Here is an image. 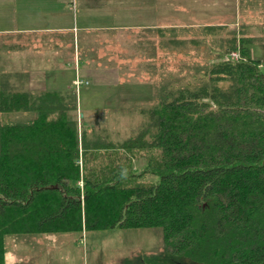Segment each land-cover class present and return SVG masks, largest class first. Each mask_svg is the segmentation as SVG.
Returning <instances> with one entry per match:
<instances>
[{"label":"trees","instance_id":"1","mask_svg":"<svg viewBox=\"0 0 264 264\" xmlns=\"http://www.w3.org/2000/svg\"><path fill=\"white\" fill-rule=\"evenodd\" d=\"M254 40L233 35L225 51L166 78L137 129L115 142L89 134L76 93L0 85V111L34 113L0 123V264L7 235L116 226L163 230L162 251L127 264H264V70ZM235 49L238 59L225 57ZM136 160H145L139 173Z\"/></svg>","mask_w":264,"mask_h":264},{"label":"rangeland","instance_id":"2","mask_svg":"<svg viewBox=\"0 0 264 264\" xmlns=\"http://www.w3.org/2000/svg\"><path fill=\"white\" fill-rule=\"evenodd\" d=\"M220 23L225 25H220L219 30H212L213 32L204 27H177V36L181 42L174 41L176 32L161 30L166 28L144 30L143 35H139L136 29L124 31L120 42H113L112 59L110 57L104 63H98L95 59L90 62L86 60L81 65L82 69H92L90 73L94 82L91 77L86 78L84 72L78 73L83 79V84L78 89L75 85L77 106H81V110H77L79 121H82L83 116L89 134L93 136L98 133L105 137L104 141L110 139L115 142L126 138L137 129L147 114L141 108L157 101V85L166 78L170 80L185 75L191 71L187 66L201 65L214 53L225 51L224 47L233 35L255 38L251 52L261 60V68L264 70V20ZM9 73L12 72L0 70V85L11 79ZM66 76L65 72L62 77ZM12 77L15 83L24 82L19 70L13 71ZM32 113L0 111V123L29 122L33 118ZM90 162L95 163V158ZM144 162L145 160L134 161L136 173L144 169ZM158 178L156 175L143 173L138 180L154 182ZM163 248L161 226H116L82 232L19 233L6 237V259L13 263L20 261L22 264L24 261L49 264L138 263L141 258L159 253ZM29 250H37L38 253L33 255L28 253Z\"/></svg>","mask_w":264,"mask_h":264},{"label":"crops","instance_id":"3","mask_svg":"<svg viewBox=\"0 0 264 264\" xmlns=\"http://www.w3.org/2000/svg\"><path fill=\"white\" fill-rule=\"evenodd\" d=\"M247 20H264V0H0V70H19L24 82L15 83L9 73L7 83L30 92L75 95L78 73L94 82L92 69L81 65L112 59L113 45L124 31L136 29L143 35L148 29L175 31ZM6 264L22 262L6 259Z\"/></svg>","mask_w":264,"mask_h":264},{"label":"built area","instance_id":"4","mask_svg":"<svg viewBox=\"0 0 264 264\" xmlns=\"http://www.w3.org/2000/svg\"><path fill=\"white\" fill-rule=\"evenodd\" d=\"M225 57L230 59H238L240 57V53L237 49L231 50L226 54ZM74 82L76 87L78 88L81 84H83V79L78 76L75 78ZM86 83H88V80L86 81Z\"/></svg>","mask_w":264,"mask_h":264}]
</instances>
